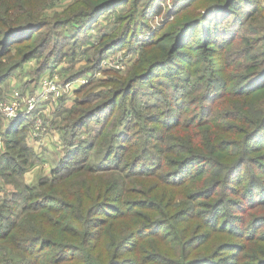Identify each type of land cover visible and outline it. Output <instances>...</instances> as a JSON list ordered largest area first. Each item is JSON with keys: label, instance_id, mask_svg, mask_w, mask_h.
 <instances>
[{"label": "trees", "instance_id": "16d2710c", "mask_svg": "<svg viewBox=\"0 0 264 264\" xmlns=\"http://www.w3.org/2000/svg\"><path fill=\"white\" fill-rule=\"evenodd\" d=\"M18 1L0 13V86L52 38L41 78L55 31L69 26ZM128 1L84 0L69 17L91 32ZM196 4L143 45L116 90L77 91L62 158L0 204V264H264V7ZM119 29L100 39L91 69L148 26ZM34 117L4 128L0 177L22 179L40 159L27 138Z\"/></svg>", "mask_w": 264, "mask_h": 264}, {"label": "rangeland", "instance_id": "374dc122", "mask_svg": "<svg viewBox=\"0 0 264 264\" xmlns=\"http://www.w3.org/2000/svg\"><path fill=\"white\" fill-rule=\"evenodd\" d=\"M7 1L0 0V13L2 15L5 10H13L19 6V1L14 0V3L7 7ZM83 1L25 0L24 2L28 9L37 11L38 8L42 9L40 14L48 18V22L51 24L58 20L64 22L68 20L69 26L55 31L57 49L52 54L55 60L48 70L42 74L41 78H37V69L43 66L47 54L53 50V48H50V44L53 43L52 38L49 40L51 41L49 45H44L41 58L25 63L22 70L16 71L9 80L0 86L1 103L5 102L2 98L7 95L9 97L16 92L25 98L38 99L35 109V121L27 130V138L34 152L40 158L34 162L22 179L0 177V204L11 194L24 193L25 185L36 186L41 179L49 176L52 168L62 158L66 151L64 142H67L68 138L67 131L64 129L68 123L66 112L73 109L76 103L82 99L77 91L82 86H87L89 87L87 91L91 93H86L85 96L93 93L95 97L96 95H109L110 92L117 89L114 82L125 81L127 76L133 72L134 67L140 61L143 45L154 35L157 34V38H159L169 32L168 30L183 15H186L189 10H194L198 5L196 4L198 0H154L149 5H147L148 0H130L113 11L105 12L95 20L97 22L93 23L91 32H89L90 30L84 32L83 27L78 31L75 30L79 26L80 20L69 17L72 12L78 10V4ZM258 1L264 7V0ZM192 5L195 6L189 7ZM145 15H147V18L143 17ZM134 23L136 26L139 24L146 28L148 26V29H144V33L128 45L122 46L118 51L114 50L108 58L100 62L95 70L91 69L97 55L96 47L100 39L103 36L115 33L125 25H129L130 32H132ZM46 32L47 29L43 31V35ZM200 37V30H198L197 38ZM51 58L47 62H50ZM106 60L121 62L123 69L118 70L115 67L103 65ZM45 80L55 83L61 90L62 97L57 103L53 101L51 95L45 94L43 86ZM67 85L72 87L66 89ZM97 102L99 101H94L93 104L97 105ZM93 104L89 107L94 108L95 105ZM6 126L5 117L0 111V132ZM6 152L7 148L2 135L0 139V160ZM4 251L11 255L9 250ZM2 253L3 251L0 250V256Z\"/></svg>", "mask_w": 264, "mask_h": 264}, {"label": "built area", "instance_id": "2783aa9c", "mask_svg": "<svg viewBox=\"0 0 264 264\" xmlns=\"http://www.w3.org/2000/svg\"><path fill=\"white\" fill-rule=\"evenodd\" d=\"M103 65H107L108 67H115L118 70L123 69V64L121 62H114L113 60L112 61L106 60L105 62H103ZM43 86L45 89V94L48 93L49 95H51L53 101L57 103V101H59V99L62 97V93L59 87L55 83L50 82L48 80L44 81ZM69 87L72 86L67 85L66 89H69ZM2 99H4L5 102L4 103L0 102V111L5 117L6 125H8V123H10L15 119H19V118L28 119L33 113H35V109L38 102L37 98H29V97L25 98L23 95L17 92L10 95L9 97L7 95ZM2 135H3V131L0 132V139Z\"/></svg>", "mask_w": 264, "mask_h": 264}]
</instances>
